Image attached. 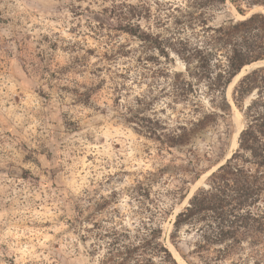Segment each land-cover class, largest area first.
Here are the masks:
<instances>
[{
	"label": "rangeland",
	"instance_id": "374dc122",
	"mask_svg": "<svg viewBox=\"0 0 264 264\" xmlns=\"http://www.w3.org/2000/svg\"><path fill=\"white\" fill-rule=\"evenodd\" d=\"M121 4L151 38L106 27ZM189 11L188 0H0V264H161L153 229L178 264H264V240L224 258L219 246L198 256L188 226L171 241L175 217L238 150L256 98L236 102V78L224 108L202 84L174 101L173 76L187 71L167 43L191 34ZM258 13L227 0L206 19ZM149 119L159 136L186 128L187 143L148 137Z\"/></svg>",
	"mask_w": 264,
	"mask_h": 264
},
{
	"label": "trees",
	"instance_id": "16d2710c",
	"mask_svg": "<svg viewBox=\"0 0 264 264\" xmlns=\"http://www.w3.org/2000/svg\"><path fill=\"white\" fill-rule=\"evenodd\" d=\"M227 0H188L190 11L184 15L185 39H169L167 47L186 64V77L174 74L170 93L175 102L187 101L195 91L194 86L204 85L214 102L222 96L220 107L227 106V89L241 70L254 62L264 60V14L230 20L219 26H210L206 13L209 8L224 4ZM236 2L237 0H232ZM248 8L261 6L264 0H241ZM244 15V11L239 10ZM105 25L110 30L127 33L134 38L147 40L152 36L143 32L133 22L130 6L114 5L105 11ZM168 57V54H167ZM256 93V98L244 110L246 127L239 137V148L233 156L209 180V188L197 190L189 205L181 211L173 223L171 241L178 249L177 235L188 226L196 238V254L221 247L215 252L224 258L236 246L248 242L258 247L264 240V69H257L243 77L234 90V100L242 102L245 96ZM131 111V110H130ZM135 117L126 119L133 123ZM152 128L144 133L156 138L166 148L187 143L186 128L183 135L159 136L155 129L158 120H148ZM201 123H204L203 120ZM154 126H156L154 128ZM154 240V256L161 264H178L172 252L158 242L161 230L151 231ZM260 252V250H258ZM239 264H262L261 260ZM254 259V258H252ZM207 262H205L206 264ZM238 264V263H233Z\"/></svg>",
	"mask_w": 264,
	"mask_h": 264
},
{
	"label": "water",
	"instance_id": "95a60500",
	"mask_svg": "<svg viewBox=\"0 0 264 264\" xmlns=\"http://www.w3.org/2000/svg\"><path fill=\"white\" fill-rule=\"evenodd\" d=\"M252 65H256V67H255V68H252L251 70H248V71H247L243 76H241L239 79H242L243 77H245L246 75H248L249 73H251L252 71H254V70H256V69H259V68L264 67V61H263V60H262V61H257V62H254V63L250 64V65H247L246 67H249V66H252ZM246 67H244V68L241 70V72H240L237 76L241 75L242 71H243ZM237 76H236V77H237ZM236 77H235V78H236ZM221 166H223V165H221ZM221 166H219V167L217 168V170H218ZM217 170L213 171L212 173L216 172ZM212 173H210V175H212ZM210 175H209V176H210ZM189 198H190V197H189Z\"/></svg>",
	"mask_w": 264,
	"mask_h": 264
},
{
	"label": "bare ground",
	"instance_id": "6f19581e",
	"mask_svg": "<svg viewBox=\"0 0 264 264\" xmlns=\"http://www.w3.org/2000/svg\"><path fill=\"white\" fill-rule=\"evenodd\" d=\"M255 67H256V65H252V66L246 67V68H245V69H247L246 72H247L248 70H251L252 68H255ZM245 69L242 71L241 75L237 76L236 78L239 79L241 76H243V75L246 73V72L244 73ZM236 78H234V82H236V81H235Z\"/></svg>",
	"mask_w": 264,
	"mask_h": 264
}]
</instances>
